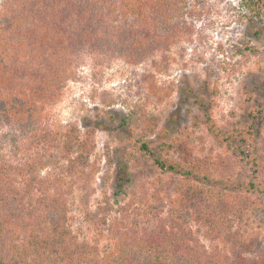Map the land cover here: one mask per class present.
I'll list each match as a JSON object with an SVG mask.
<instances>
[{
    "label": "rangeland",
    "instance_id": "rangeland-1",
    "mask_svg": "<svg viewBox=\"0 0 264 264\" xmlns=\"http://www.w3.org/2000/svg\"><path fill=\"white\" fill-rule=\"evenodd\" d=\"M6 2L17 4L0 0V24ZM174 15L172 26L180 38L169 48L157 49L137 62L86 53L49 105L33 87L41 130H47L48 119L51 128L61 133L52 144L62 146L60 138L76 140L78 136L89 137L95 145L91 164H71L72 176L67 179L73 230L81 238L97 240L102 252H109L116 248L119 234L145 238V231L159 218L176 215L177 229L182 235L192 229L191 242L201 249L244 264H264V195L242 190L251 169L232 143L240 133L254 128L248 136L255 142L258 181L263 186L264 112L258 114L257 108L264 110V22L242 0H187L186 7ZM14 30L17 43L9 49L22 76L23 67L39 57L36 52L25 55L28 44L23 42L25 35L20 36L25 30L20 26ZM3 44L8 45L0 40V47ZM7 67L0 57V68L8 71ZM208 114L223 134L209 129ZM125 118L129 124L121 126ZM134 132L151 146L161 147L171 160H199L204 178L225 195L215 200L181 176L161 172L135 150ZM18 135L12 122L0 121V162L26 161L29 155L23 153V143L16 141ZM42 143L47 148V141ZM72 146L61 165L68 155L76 156L77 148ZM83 169L90 171L89 176L83 175ZM49 170L47 165L39 169L40 176ZM83 193L97 224L88 222L79 210ZM210 200L222 202L221 207H203ZM247 204L251 208L238 214Z\"/></svg>",
    "mask_w": 264,
    "mask_h": 264
},
{
    "label": "trees",
    "instance_id": "trees-1",
    "mask_svg": "<svg viewBox=\"0 0 264 264\" xmlns=\"http://www.w3.org/2000/svg\"><path fill=\"white\" fill-rule=\"evenodd\" d=\"M242 1L264 22V0ZM13 2H17L13 4L16 7L5 3L0 24V40L8 43L0 47V57L6 66L9 65L8 71L0 68V87L5 86V90L0 92V121H10L16 126L20 138L16 141L23 143V153L29 156L25 162L16 163L12 159L0 162V264H244L220 258L192 243V229L182 235L177 229L180 220L176 215L169 220L159 218L154 227L145 231V238L119 234L116 248L109 252H102L97 240L81 238L73 230L68 216L71 185L67 179L72 176L71 164H91L89 157L94 142L89 137L77 136L72 140L66 133L68 138H60L62 146H55L52 143L55 139L58 141L61 133L51 128L48 119L47 130H41V117L36 115L37 109L34 108V85L38 87L42 101L52 104L72 77L79 58L86 53L98 52V55L137 62L157 49L169 48L180 38L172 26L174 13L183 10L187 0ZM10 8L11 13L8 12ZM17 26L25 30V34H20L25 35L23 42L28 44L29 52L25 55L30 57L36 52L39 57L34 64L23 67L22 76L18 73L20 67H16L18 60L12 62L14 56L9 49L11 44L17 43L14 30ZM257 112L261 114L264 110L258 107ZM208 115L209 129L217 135L223 134ZM127 124L129 120L123 119L121 126ZM253 126L254 123L251 128ZM252 133L254 128L247 134L240 133L232 143L251 169L250 179L242 190L264 195V184L262 186V180L258 181L260 164L254 151L255 142L252 136H248ZM132 138L135 150L151 160L161 172L181 176L189 186H195L215 200L225 195L204 178L199 160H171L161 147L151 146L143 135L134 132ZM43 140L47 141V148ZM72 145L77 148L76 156L68 155L66 163L63 162L65 165H61L62 157L72 150ZM46 165L50 170L47 175L40 176L39 169ZM82 173L89 176L90 171L83 169ZM119 180L123 182L124 178ZM119 193L118 190L115 192ZM86 197L84 193L80 196L83 203L79 210L88 222L97 224L96 214L90 210ZM221 204L210 200L203 207L220 208ZM250 208L251 205L247 204L237 213L243 214Z\"/></svg>",
    "mask_w": 264,
    "mask_h": 264
}]
</instances>
